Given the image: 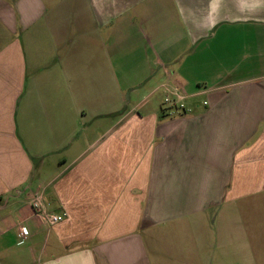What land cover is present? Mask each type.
<instances>
[{
	"label": "crops",
	"instance_id": "1",
	"mask_svg": "<svg viewBox=\"0 0 264 264\" xmlns=\"http://www.w3.org/2000/svg\"><path fill=\"white\" fill-rule=\"evenodd\" d=\"M0 264H264V0H0Z\"/></svg>",
	"mask_w": 264,
	"mask_h": 264
},
{
	"label": "built area",
	"instance_id": "2",
	"mask_svg": "<svg viewBox=\"0 0 264 264\" xmlns=\"http://www.w3.org/2000/svg\"><path fill=\"white\" fill-rule=\"evenodd\" d=\"M177 98H175V97H170V96H167L166 98H165V101H164V103H166L165 104V106L168 108H179V109H184V106L183 105H178L177 106ZM206 103H204V105H205ZM43 217L45 218V221H47V223H49V224H55V223H58L59 221H61L62 220V216L61 215H56V214H52V215H50V214H43Z\"/></svg>",
	"mask_w": 264,
	"mask_h": 264
},
{
	"label": "rangeland",
	"instance_id": "3",
	"mask_svg": "<svg viewBox=\"0 0 264 264\" xmlns=\"http://www.w3.org/2000/svg\"><path fill=\"white\" fill-rule=\"evenodd\" d=\"M170 96V95H169ZM172 97V96H171ZM160 99V98H159ZM166 104V103H165ZM163 105H164V103H163ZM179 109V108H178Z\"/></svg>",
	"mask_w": 264,
	"mask_h": 264
}]
</instances>
